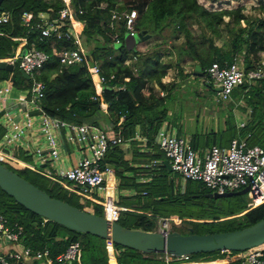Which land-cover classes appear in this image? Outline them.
Listing matches in <instances>:
<instances>
[{
	"label": "trees",
	"instance_id": "16d2710c",
	"mask_svg": "<svg viewBox=\"0 0 264 264\" xmlns=\"http://www.w3.org/2000/svg\"><path fill=\"white\" fill-rule=\"evenodd\" d=\"M102 3H106V6H102ZM71 4L77 11L78 20L84 24L80 38L87 54V61L84 66L73 65L64 68L61 66L60 57L65 49L76 47L73 37L59 39L53 35L42 36L45 22L41 15L48 14L50 22L57 20L60 11L66 6L65 1H2L4 10L11 15V20L0 24V59L14 56L23 42L25 45L22 50L36 48L46 52L49 59L31 78H26L17 64L13 71L0 69V81H6L11 87L22 90L31 88L34 80L43 82L45 88L40 103L48 114L73 123H82L96 116L98 118L94 119V122L97 125H100L102 119L108 120L112 125L111 130L107 131L110 138L122 137L129 140L139 129L147 137L148 146L152 148L151 152H141L139 150L142 147L141 143L132 141L130 148L119 145L111 147L104 159V164L115 169L120 180V188H141L147 191V196L154 194L155 197H164L160 201H165V196L169 195L170 202L181 204H187L199 196L211 193L202 182H196L199 191L189 190L187 183L184 193H175L172 181L168 182L170 171L165 164L158 170L135 166V164L149 163L153 159L166 160L153 142L165 122L173 128L167 105L171 95L169 92L165 96L157 94L155 84L167 91L168 85L164 84L162 79L173 67L184 74L185 69L181 63L185 61L193 63V70L196 64L201 65L203 76L196 77L202 78L204 83L207 82L206 69L209 66L214 62L232 60L239 54L243 55V63L247 71L261 65L264 59L257 56L258 52H261L257 44L259 41L262 42V49H264V17L245 15L243 6L212 10L202 5L199 0H71ZM79 10L83 12L79 13ZM124 10H136L134 29L138 33L144 31L149 37L160 36L164 39L162 43L165 42L168 32L182 33L184 41L178 46H173L177 57L175 65L164 62L161 44L146 52L140 51L137 47L129 49L126 46L125 21H113L112 19L113 11L123 12ZM260 11L264 13V4L260 6ZM25 12L31 15L28 22L23 17ZM225 17L229 18L227 22H225ZM66 24L70 25L69 20ZM75 24L80 28L81 25L78 22ZM223 24L231 36L228 50L215 45L214 42L215 38H222ZM194 26H197L198 33L194 32ZM66 29L64 27V31ZM116 38L121 41V45L117 46ZM134 56L136 60L127 64L126 62ZM92 64L100 65L108 79L115 75L114 79L108 80L106 88L97 101L93 99L97 96V85L90 73ZM193 74L194 71L185 75ZM124 78L129 80L125 82ZM210 84L213 86L211 82ZM114 85L125 86V89L108 88ZM232 98L238 102L243 101L245 109L252 108L251 118L245 128L238 130L231 109L223 132H228L231 138H235L244 137L252 131L253 136L250 143L264 148V77L246 80L234 90ZM102 104L106 105L105 109L102 108ZM5 132L6 129L0 126V140ZM223 137L224 134L220 131H211L206 135L196 133L192 136L193 146L201 149L205 146L218 145V141ZM129 151L130 158H126V152ZM0 161L52 197L80 209L92 207L94 213L103 215L101 205L90 201L80 203L78 199L80 196L69 192L61 184L45 175L11 161L1 158ZM126 172L132 173L133 176H126ZM146 174L152 176V181L138 182L137 179ZM199 192L197 196L195 193ZM233 196L236 195L226 197ZM136 210L139 211L127 210L122 213L118 222L127 228L155 231L159 214L156 209L154 212ZM0 215L8 219L11 227L22 226L23 232L18 244L29 247L34 252L48 250L50 257L55 259L71 244L78 242L80 252L72 263L67 264H112L107 250V240L46 220L17 203L1 188ZM263 218L264 202L251 210L245 208L239 212L213 218L187 215L182 224L183 227L187 224L190 226L185 229L186 233H181H198L197 230L200 227H214L215 225L225 227L219 232L233 231L251 226ZM214 232L216 231L208 233ZM114 248L117 264H180L182 262L201 264L193 262L202 261L203 258L207 260L210 258L212 261L219 260L223 264H242L246 251L253 250L205 252L192 254L189 260L167 261L165 253L144 254L119 244H114ZM19 264H24V262ZM27 264H45V261L32 259Z\"/></svg>",
	"mask_w": 264,
	"mask_h": 264
},
{
	"label": "built area",
	"instance_id": "2783aa9c",
	"mask_svg": "<svg viewBox=\"0 0 264 264\" xmlns=\"http://www.w3.org/2000/svg\"><path fill=\"white\" fill-rule=\"evenodd\" d=\"M65 4V8L60 11L57 20L45 23L42 28V36L53 35L59 39L73 37L76 47L65 49L62 52L61 66L64 68L73 65L84 66L87 61V54L80 33L72 24L73 16H77V11L72 6L71 0H65ZM82 12L79 10V13ZM136 15V10L113 11L112 19L113 21L124 20L127 34L134 36L138 34L134 29ZM23 17L28 22L31 15L25 12ZM10 20L9 12L0 11V24L8 23ZM68 20L70 25L66 24ZM64 27L67 28L66 31H64ZM116 43L117 46L121 45L118 38H116ZM48 59L49 55L42 50L36 48L22 50L21 48V50L16 51L14 56L0 60H6L14 66L17 64L20 70L31 78L40 71ZM135 60L136 57L134 56L126 63L131 64ZM90 73L97 85V96L93 97L96 101L98 97H101L108 80L114 79L115 75L108 79L98 64L90 65ZM263 77L264 61L261 65L247 71L243 63V55L240 54L234 56L232 60L214 62L206 69V80L211 82L213 86L221 88L217 92L219 102L232 100L234 90L244 84L246 80ZM128 80V78H124L125 82ZM44 88L43 82L34 80L31 88L19 89L20 95L13 98L12 90L14 88L8 82L0 81V101L5 103L13 100V105L18 107L17 112L11 111L12 105L10 104L7 108L0 109V126L6 129L4 137L0 140V158L45 175L61 184L69 192L80 196L84 203L90 201L101 205L103 216L111 222H118L122 211L126 210L118 203L120 180L115 169L104 164V159L111 147L117 145L126 147L132 141L141 143L140 151L151 152L152 148L148 146L147 137L137 129L134 137L129 140L122 137L110 138L107 131L111 130V123L107 126H101L95 124L94 121L73 123L54 117L48 114L40 103ZM108 88L124 90L125 86L117 87L114 85ZM251 113L252 108H248L242 114L237 123L238 129H243L248 125ZM18 115H23V121L17 119ZM35 127L38 128L43 137L45 147L34 146L33 148L25 143V135ZM252 136L253 132L249 131L244 137L233 138L229 147L212 145L205 149H196L193 146L191 136H180L176 129L165 122L156 134L153 143L160 152L165 154L166 160L172 168L171 172L180 175L182 191H185L186 183L189 180L202 182L212 192L220 194L248 188L246 193L249 202L247 205L248 210H251L264 202V148L258 144H250ZM64 144L75 147L79 157L72 166L58 168L57 162L61 158ZM21 148L29 150L33 154L37 160L36 165H28L16 156ZM41 165L48 167L40 169ZM162 165H164V160L153 159L149 163L140 165V167L158 170ZM125 175L132 176L129 172H126ZM137 180L143 183L151 182L152 176L150 174L142 175ZM142 193L143 195L148 194L147 191ZM125 194L136 195V192L131 189L125 191ZM87 211L94 212L93 208H88ZM173 221L174 219L171 217H161L157 222L155 231L167 237L174 231ZM22 232V226L11 227L8 219L0 215V245L6 246L13 243L20 245L19 249L11 248L7 252L0 251V263L19 264L24 262L27 264L32 259H43L45 264H67L72 263L80 252V244L76 242L53 259L48 250L34 252L31 248L18 244ZM107 250L113 257L116 255L114 243L107 241ZM165 255L167 261L189 260L190 258V255L180 257L168 253ZM242 264H264V244L250 251L242 260Z\"/></svg>",
	"mask_w": 264,
	"mask_h": 264
},
{
	"label": "rangeland",
	"instance_id": "374dc122",
	"mask_svg": "<svg viewBox=\"0 0 264 264\" xmlns=\"http://www.w3.org/2000/svg\"><path fill=\"white\" fill-rule=\"evenodd\" d=\"M262 4H264V0H235V3L231 4L230 7L237 8L239 6H243L245 8L243 11L245 15L249 17H264V13L260 11V6ZM228 20L229 18L225 17V22H227ZM222 29V38H215L214 42L215 45L223 48L224 50H228L229 44L231 42V36L226 30L224 24L222 26ZM193 30L195 33L199 32L197 26H194ZM162 40L164 39L162 38ZM183 41L184 38L181 32H177L176 34H171L170 32H168L165 42L161 43L162 41H158L156 45H152V48L159 44H163L162 55L164 62L175 65L177 57L173 46H178ZM257 45L259 48H261V52H258L257 56H261V58L264 59V49H262V42L259 41ZM181 66L188 72L194 71L193 63L191 61L182 62ZM188 72L185 71V73L182 74L178 69H176V67H173L172 69L168 70V74L162 79V82L167 84L169 88L168 91H164V94L166 95L167 92H169L171 95L168 98L167 104L170 112V119L174 123H176L177 127L184 134L199 133L202 135H206L211 131H220L224 134V137L218 141V145L221 147H229L230 142L233 139L231 138L230 133L223 132V130L218 129L219 124H221V120H226L228 118L226 117V115L228 114V110L230 109V107L236 106L235 104H237L238 102H236V100L229 103L227 101L219 102L217 100L216 91L207 86L202 78H198L194 74L186 76L185 74ZM155 88L157 94L162 96V93L159 91V86L157 84H155ZM206 147L208 146H205V148ZM130 155V151L126 152V158H130ZM163 155L166 158L165 154ZM169 173L170 175L168 176V182L171 183L172 181L174 192L181 194L182 190L180 175L175 172ZM196 182L199 181L189 180V182H187L190 188L189 190H192L193 192H196L197 190L199 191V189H197L196 187ZM134 190L136 192V195H127L125 194V190L119 187V204L127 207L128 210L135 211H139L136 209H143L154 212V210L156 209V211L159 213L157 222L161 217H171L172 219H174V221L172 222L173 230L183 233H186L185 229L190 226L189 224H187L185 227H183L184 225L182 224L184 217H186L187 215H191L194 217L213 218L214 216H222L233 212H239L242 209L248 208L247 204L249 202L247 193L223 198H211L207 193L189 201V203L187 204H181L179 202H170L169 195L165 196V201H160V199L164 197H155L154 194L150 196L143 195L142 192L144 190L141 188H135ZM195 194L198 196L200 192ZM78 199L80 203L84 204V202H82L80 198ZM127 209L123 210L122 213L126 212ZM224 228V226L218 225H215L214 227H200L197 232L198 234H206L209 231H216L214 233H217L219 231H222ZM249 252L250 251H246L245 255L249 254ZM180 264L187 263L182 262Z\"/></svg>",
	"mask_w": 264,
	"mask_h": 264
},
{
	"label": "water",
	"instance_id": "95a60500",
	"mask_svg": "<svg viewBox=\"0 0 264 264\" xmlns=\"http://www.w3.org/2000/svg\"><path fill=\"white\" fill-rule=\"evenodd\" d=\"M2 1L0 0V11L4 10ZM148 38L149 35L145 34L144 31L134 36L126 34L125 44L129 49H134L136 43ZM14 67L6 60H0L1 70L13 71ZM22 74L26 78H30L25 72ZM194 74L199 77L203 76V68L200 64L195 65ZM205 84L216 92L221 90L219 87L212 86L208 81ZM102 108L105 109L106 105L102 104ZM164 164L169 171H172L168 160H164ZM0 188L12 196L17 203L46 220L54 221L78 232L99 236L109 242L135 249L144 254L168 253L180 257L215 251H244L264 244V218L251 226L233 231L206 234H182L179 231H172L167 237L158 231L127 228L119 222L109 221L103 215L80 209L68 202L52 197L1 161ZM247 191L248 188L223 194L212 192L208 196L222 198L242 195Z\"/></svg>",
	"mask_w": 264,
	"mask_h": 264
},
{
	"label": "crops",
	"instance_id": "0c3cea01",
	"mask_svg": "<svg viewBox=\"0 0 264 264\" xmlns=\"http://www.w3.org/2000/svg\"><path fill=\"white\" fill-rule=\"evenodd\" d=\"M199 2L202 5H204L207 8H209V9L216 10L217 8H222V7H223L222 9H224V8H231L230 6H231V4H234L235 3V0H231V1H227V0H199ZM102 6H106V3H102ZM41 16L44 19V22L45 23H47L49 21L48 20L49 19L48 14H42ZM75 22H78L81 25V29L80 30H77L76 29ZM72 24H74L76 31L79 32L80 35H81V32H82V30L84 28V24L81 21L78 20V17L77 16H73ZM158 41H160V42L163 41L160 36L149 37L148 39H146L144 41H141V42L136 43L135 47H137L142 52H146V51L150 50V48L152 49V45H156V43H158ZM24 45H25V42L21 43L20 46L18 47L17 51L18 50H21V48H23ZM160 46L162 47L163 44L160 45ZM164 50H165V48H164ZM162 53H163V47L161 48V54ZM185 71L188 72L187 70H185ZM20 90H22V89H20ZM159 91L162 93V96H165L164 91H166V90H162L159 87ZM19 95H20L19 89L14 88L12 90V97L13 98H17ZM232 101H234L233 98H232V100H230L228 102H232ZM236 102H238V101H236ZM9 104L12 105L11 106V111L12 112H17L18 107H17V105H13V100L11 102H8L7 101L5 103L0 101V109H3L4 107L7 108V106H9ZM14 104H15V102H14ZM235 105L236 106H234L233 108L230 107V109L228 110V114L226 115V117H228L230 115L231 109H232V113H233V115L235 117V121H236V125H237L238 120L240 119V117L242 116V114H244L247 111V109L244 108L245 107V104H244L243 101H240V102H238ZM169 115H170V112H169ZM97 118L98 117L96 116V117L87 119L85 122H92V121H94V119H97ZM17 119H21L23 121V115H18L17 116ZM101 121H102V122H100V125L101 126H107L110 123L108 120H103L102 119ZM220 123L221 124H219V129L218 130H224L225 127H226V120H223L222 119ZM220 125H221V127H220ZM173 128L176 129L177 133L180 136H191L192 137L194 134H196V133H186V134L182 133L181 130L177 127L176 123H174V122H173ZM24 140H25V143H27L29 147H33V148H34V146H42V147H45L44 139L41 136V134H40V132H39V130H38L37 127L33 128V130H30L27 133V135H25V139ZM130 146H131V144L130 145L127 144V146L125 148H130ZM204 148H201V149H204ZM139 150H141V147H140ZM16 156L20 160H22L23 162H25L28 165L33 166V165H36L37 164V160L33 156V154H31L29 152V150H25L24 148H21L17 152ZM78 157H79V155H78V152L75 149V147H73L71 145H68V144H64V146L62 148V155H61L60 160L57 162V166H58V168H68V167L72 166L73 164H75L77 162ZM135 166L138 167L140 165L139 164H135ZM47 167H48L47 165H41L40 166V169H45ZM132 176H133V174H132ZM131 189H135V188H128V189H124V190L125 191H129ZM184 192L185 191H182V193H184ZM118 203H119V198H118ZM120 206H122V205H120ZM122 207H124V208L127 209V207H125V206H122ZM88 208H92V207H86L85 210H87ZM149 215H150V213H149ZM11 248L19 249L20 248V245H16L14 243L13 244H10V245H6V246L0 245V251L1 252H7ZM109 258H110V261L112 262V264H117L116 255L113 257L112 254H109ZM193 263H201V264H223L221 261H212L210 258H209V260L203 258L202 261L193 262ZM187 264H190V263H187Z\"/></svg>",
	"mask_w": 264,
	"mask_h": 264
},
{
	"label": "bare ground",
	"instance_id": "6f19581e",
	"mask_svg": "<svg viewBox=\"0 0 264 264\" xmlns=\"http://www.w3.org/2000/svg\"><path fill=\"white\" fill-rule=\"evenodd\" d=\"M75 25H76V24H75ZM79 26H80V25H79ZM78 28H79V27L76 25V29H77V30H78ZM79 29H81V26H80V28H79Z\"/></svg>",
	"mask_w": 264,
	"mask_h": 264
}]
</instances>
